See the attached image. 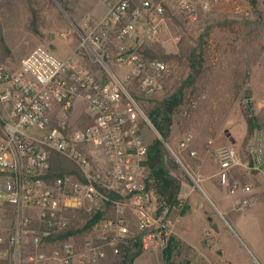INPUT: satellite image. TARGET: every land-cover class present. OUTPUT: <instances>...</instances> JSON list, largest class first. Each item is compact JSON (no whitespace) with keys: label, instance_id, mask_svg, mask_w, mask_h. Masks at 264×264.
<instances>
[{"label":"built area","instance_id":"obj_1","mask_svg":"<svg viewBox=\"0 0 264 264\" xmlns=\"http://www.w3.org/2000/svg\"><path fill=\"white\" fill-rule=\"evenodd\" d=\"M99 1L106 13H87L72 28L78 37L75 53L99 66L100 76L85 63H75L74 57L60 58L42 45L16 67L0 63V264L8 259L16 264L24 246L31 248L26 264H98L107 248L118 254L120 244L139 242L144 252H162L174 235L172 213L183 202L159 217L148 209V149L141 132L143 125L153 126L130 90L133 85L139 94H157L172 73L167 63L141 54L166 30L165 9L162 1L154 0ZM212 3L219 0H179L177 7L195 21ZM78 105V110L83 108L80 123L73 120ZM193 141L187 133L177 149L166 147L199 187L201 164L190 147ZM51 152L74 163L84 180L64 175L46 181ZM183 152L194 161L192 166L182 162ZM249 153L258 170L264 161V136ZM212 155L219 166V185L228 194L243 195L235 208L252 207L251 185L232 179L238 168L249 169L240 152L220 146ZM106 201L113 205V217L99 220L81 249L71 239L52 240L69 227L74 211L95 212Z\"/></svg>","mask_w":264,"mask_h":264},{"label":"rangeland","instance_id":"obj_2","mask_svg":"<svg viewBox=\"0 0 264 264\" xmlns=\"http://www.w3.org/2000/svg\"><path fill=\"white\" fill-rule=\"evenodd\" d=\"M11 1L13 5H6L0 13V26H2L3 33L12 46V55L3 64L16 67L21 59L26 57L35 47L42 45L49 50L57 47V51H50L60 58L74 57L75 63L78 61L85 63L96 75L100 76L103 73L99 66L91 63L83 56L79 57V53H75L78 48V37L73 33L72 28L73 24L78 23L87 13L94 14L96 17L103 16L106 13L103 3L99 0H77L76 12L72 18L55 1H53L54 4H51L48 0H40L44 6V24L41 30L42 35L35 36L26 28L28 14L25 4L20 0ZM163 1L172 11L178 10L179 0ZM261 2L264 7V0ZM214 8L213 13L202 17L199 21H197L198 17L195 21H188L187 29L194 36L204 26H213L209 47L210 63L208 66L210 69L207 73V80L204 82L205 88L202 89L201 94L191 97L176 115L172 127V136L167 144L173 149H177L182 136L190 133L193 135L198 149L201 152L207 150L210 154V161L213 165L211 172L202 166L198 176L196 175V178L200 179L199 187L196 186L194 189L204 204L207 218L217 226L218 232H214V242H210V238L205 237L206 246L200 248L195 245L192 246V249H187L179 260L185 264H210L211 262L219 264H264V190L258 191L255 204L252 207L240 212L229 205L224 208L217 202L216 194L218 192L208 178L209 175L218 170L217 161L212 153L220 145L228 143L226 140L219 143L216 138L225 137L228 131L231 135L228 138L235 141V143H229L235 146L249 167L248 170L242 167L238 168L232 179H237L242 184H249L252 189H256L258 186V183L252 179L257 169L254 168L255 161L249 150L254 148L259 137L264 136V130L256 132L244 143L246 128L242 110L248 102H251L257 110L264 106V36L248 43L244 40V30L239 25L233 27L217 26V22L225 19L241 21L250 18L251 13L245 0H219L218 4L214 3ZM236 8H239V11L248 12L249 15L244 17L238 13ZM64 32L71 34L68 39L60 37V34ZM148 46L154 51L160 49L167 53L177 51V45L168 24H166V30L162 35ZM249 54H255L257 60L250 64L247 82L243 84L241 79L234 81L233 71L236 61L239 60V68L243 69L242 57ZM111 67L115 71H119L116 66L112 65ZM173 83L174 79L169 81L167 87L164 86L161 92L153 94V96L162 97ZM247 88L250 89V94L245 96ZM130 90L139 93L133 85L130 86ZM79 109L82 110L83 108ZM73 120H75L74 117ZM141 133L146 143L157 136L154 128L149 129L144 125ZM181 155L184 165L192 166L194 164L193 160L186 159V152ZM196 161L199 162V159ZM203 165L205 166V164ZM261 170L264 173V166ZM187 187L186 184L183 185L184 190ZM221 195L228 201L226 193L222 192ZM148 201L152 212L154 210V198L151 194L148 195ZM196 217L191 213L186 218L180 219L179 222L187 221L194 227L200 223ZM175 222H178L177 218ZM207 230L212 231L209 224H207ZM209 244L213 246H209ZM217 251L222 254L219 255ZM30 253L31 248L29 246L20 248L16 264H26L25 257ZM149 258L143 256L135 264H164L162 252L155 253L153 262H150ZM145 260L149 261L145 263ZM4 264L13 263L8 259Z\"/></svg>","mask_w":264,"mask_h":264},{"label":"trees","instance_id":"obj_3","mask_svg":"<svg viewBox=\"0 0 264 264\" xmlns=\"http://www.w3.org/2000/svg\"><path fill=\"white\" fill-rule=\"evenodd\" d=\"M53 1L73 18L76 12L77 0H48L51 4H54ZM154 1H162L163 3L167 24L177 45V51L167 53L161 49L154 51L149 46H144L141 54L147 59L163 61L174 69L164 81V86L167 87V83L173 79L174 83L162 97L145 96L134 91L133 94L143 106L147 118L157 133V136L147 142L146 166L148 177L146 180V195L148 209L150 210L148 195L151 194L154 198L152 213L159 217L164 210L171 211L182 201L181 192L184 184L193 186L179 162L167 149L166 144L169 143L172 136V127L180 109L186 105L191 97L200 95L202 89L205 88L204 82L207 80V73L210 69L208 66L210 63L209 47L213 26H204L194 36L187 29L190 20L184 12L180 10L172 11L163 0ZM20 2L25 4L28 14L27 30L35 36H41L44 24L43 4L40 0H20ZM245 2L251 13L250 18L241 21L225 19L217 22V26L233 27L239 25L244 30V40L249 43L264 36V7L261 0H245ZM6 5L12 6L13 3L11 0H0V13ZM214 10L213 3L208 11L200 10L197 21L213 13ZM52 49L50 48V50ZM11 55L12 46L5 37L2 26H0V63L6 62ZM242 58L244 68H239V60L236 61L233 77L234 81L241 79L244 84L248 80L250 64L256 62L257 56L249 54ZM249 94L250 89L247 88L245 96ZM242 116L245 121L246 135L244 143H246L256 132L264 130V106L257 110L251 102H248L242 110ZM64 175H73L79 180H84L81 170L74 163L57 152H51L44 179L51 182ZM105 194L111 199L116 198L111 193ZM188 209L189 206L183 203L180 214H185ZM113 213L114 209L110 201L104 202L103 207L95 212H87L84 209L76 210L71 214L69 227L55 235L52 240L63 242L71 239L76 248L81 249L93 226L99 220L112 218ZM118 248V254H114L111 249L107 248L98 264H135L136 259L144 253L139 242L128 243L127 245L120 244ZM184 248L185 246H182L180 241L173 235L168 246L162 251L163 263L185 264L179 260Z\"/></svg>","mask_w":264,"mask_h":264},{"label":"crops","instance_id":"obj_4","mask_svg":"<svg viewBox=\"0 0 264 264\" xmlns=\"http://www.w3.org/2000/svg\"><path fill=\"white\" fill-rule=\"evenodd\" d=\"M52 50L57 51L58 48L55 47ZM78 107H79V105L76 107L73 116H74V119L76 121H79V123H80L79 118H81L82 116L80 115L81 112H80V109L78 110ZM245 135H246V132H245ZM230 136H231L230 133L227 131V135L225 137H222V138L217 137L216 139H217V141H219V143H221L225 140L228 142L227 144L225 143V144H222L220 146H233L230 143H235V141L232 138H228ZM211 142H209V143L211 144ZM197 146L198 145L194 141L193 144L191 145V148L195 149L198 152V159H199V162L201 164V168L203 166V168H206V170L208 172H211V168L213 167V165L211 164V161H210V159H211L210 154L207 152V150L205 152L204 151L201 152ZM185 157L187 160H189V158L187 156H185ZM203 164H205V166ZM217 166H218V163H217ZM263 166H264V161L261 163V165L258 167V170L256 171V173L253 174V177H252V179L258 183L257 188L253 189L255 199L257 197L258 191L264 190V173L261 170ZM218 168H219V166H218ZM217 171L208 176L212 185L216 188L215 190L218 192V194H216L217 202L220 203V205H222L224 208L229 205L234 210L240 211V210H237L235 208V206L237 205L238 200L240 198H243V195H236V196L234 195L233 196L231 194H228L227 191L219 185L217 179L215 178ZM250 180H251V178H250ZM194 188L195 187H193V186H188L184 190L183 186H182L181 198H182V202L189 206L188 211L183 215L180 214V210H177L176 212L172 213V216L174 217V219L176 220V218H177V220H178V222H175L174 236L180 241V244L182 246H185L184 250L182 251V255L187 249H189V248L192 249V246H194V245L199 247V248L201 246H206L205 237H209L210 242H212V241L214 242L215 241L214 232H218L217 226L215 224H213L211 222V220H209L207 218V213L204 210V204H203V202H201L200 197L198 196V194ZM217 192H215V193H217ZM222 192L227 194L228 197L227 196H225V197H227L228 201H226L224 199V197L221 195ZM240 212H242V211H240ZM191 213H193L195 216H197L196 219L198 218V220H200L199 224H197L195 222V225L196 224L197 225L192 227L190 222H187V221L181 222V223L179 222L180 219L186 218V216L188 214H191ZM207 224H209V226L212 230L211 232H209L207 230ZM209 246H213V245L209 244ZM214 246H215V244H214ZM155 253H158V252H151V253L145 252L139 258L136 259L135 263L137 262V260H139L143 256H145V257L147 256L148 258L150 257L149 258L150 262L151 261L153 262V257L155 255ZM218 254L221 255L222 253L218 252ZM148 261L145 260L144 262L147 263Z\"/></svg>","mask_w":264,"mask_h":264},{"label":"water","instance_id":"obj_5","mask_svg":"<svg viewBox=\"0 0 264 264\" xmlns=\"http://www.w3.org/2000/svg\"><path fill=\"white\" fill-rule=\"evenodd\" d=\"M215 227V226H214Z\"/></svg>","mask_w":264,"mask_h":264}]
</instances>
